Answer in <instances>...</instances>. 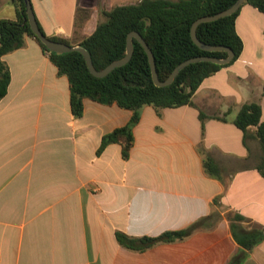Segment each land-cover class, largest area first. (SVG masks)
Listing matches in <instances>:
<instances>
[{"label": "crops", "instance_id": "0c3cea01", "mask_svg": "<svg viewBox=\"0 0 264 264\" xmlns=\"http://www.w3.org/2000/svg\"><path fill=\"white\" fill-rule=\"evenodd\" d=\"M31 2L47 36L73 42L100 21L88 0ZM78 9L92 11L80 26ZM16 19L14 0H0V21ZM236 31L240 57L206 78L192 105L143 107L127 159L118 142L99 150L133 111L87 98L77 118L69 79L33 38L5 55L11 82L0 101V264H264L263 150L254 128L245 142L234 123L251 102L261 104L264 122V13L245 4ZM208 157L216 176L205 167ZM195 225L183 239L144 251L116 238ZM234 232L246 243L263 238L247 249Z\"/></svg>", "mask_w": 264, "mask_h": 264}, {"label": "trees", "instance_id": "16d2710c", "mask_svg": "<svg viewBox=\"0 0 264 264\" xmlns=\"http://www.w3.org/2000/svg\"><path fill=\"white\" fill-rule=\"evenodd\" d=\"M236 1L140 0L137 3L115 5L109 10H102L101 15L104 19H100L96 30L90 36L73 42L58 36L48 37L69 45H82L90 52L95 68L103 70L113 61L126 55L127 37L129 33L137 31L153 51L159 78L165 81L180 63L189 58L212 56L224 59L228 56L224 51L208 52L197 46L191 37V28L197 19L226 10ZM14 3L17 19L0 21V101L7 95L11 82V72L3 57L23 48L27 37L33 38L49 54L51 61L58 68L59 75L69 79L71 109L75 117L83 116L84 101L87 98L106 105L117 104L134 112L127 126L118 128L103 138L99 150L100 154L108 144L121 143L125 159L129 157L134 145L133 128L140 120L143 107L150 105L163 109L192 105L193 96L202 82L221 69L232 65L240 57L244 47L236 31V19L241 8L230 16L202 23L197 30L199 39L206 44L233 49L235 59L229 64L221 65L205 61L194 63L184 68L171 85L158 87L153 81L145 49L137 39H133L134 54L131 61L114 69L106 77L99 78L91 74L80 52L64 54L50 52L30 28L24 0H14ZM245 4L264 13V0H246ZM90 14V9H78L77 26H80ZM41 30L45 34L42 28ZM205 117V114L201 112L200 119L203 124ZM261 118V104L251 102L241 107L234 123L244 132L245 142L249 130L254 128L255 136L263 150L262 164L259 169L264 174V122ZM205 167L209 174L217 175L218 166L213 159L208 157L205 160ZM237 218L243 219L241 216ZM197 225L182 231L165 232L157 237H131L118 231L116 238L119 244L128 250L144 251L159 242L183 239ZM234 235L247 249H252L263 238L259 233L258 238L246 243L244 237H240L236 232Z\"/></svg>", "mask_w": 264, "mask_h": 264}, {"label": "water", "instance_id": "95a60500", "mask_svg": "<svg viewBox=\"0 0 264 264\" xmlns=\"http://www.w3.org/2000/svg\"><path fill=\"white\" fill-rule=\"evenodd\" d=\"M245 2L246 0H237L230 8L223 10L212 16L201 17L197 19L192 25L191 37L197 46H199L201 49L208 51V52H217V51L227 52L228 56L226 58L220 59V58L212 57V56H198L194 58H189L185 60L184 62L180 63L173 70V72L171 73V75L168 77L167 80L161 81L159 78V73L157 70V65H156L155 56L153 54V51L151 50L149 44L146 42V40L143 38V36L139 32L133 31L129 33L127 37V51H126V55L123 58L113 61L103 70H97L94 66L93 59H92L90 52L85 47H83L82 45H69L65 42L54 41L50 39L46 34H44L38 24V20L35 16V12L33 10V5H32L31 0H24L25 6H26L25 11L27 14V21L29 22L31 30L36 35V37L40 39V41L46 46V48L50 52H54L57 54H64V53L78 51L84 56L91 74H93L96 77L103 78L109 75L114 69L124 66L131 61L133 54H134L133 39H137L141 43V45L143 46V48L145 49L148 55L149 63H150L151 71H152V76H153V81L155 85L158 87H166V86L171 85L176 79V77L179 75V73L184 68L194 63L203 62V61L212 62L216 64H221V65L231 63L235 59V52L233 51V49L227 46H214V45L206 44L205 42L199 39L197 30H198V27L202 23L215 21V20H218L223 17H227V16H230L236 13L242 8Z\"/></svg>", "mask_w": 264, "mask_h": 264}, {"label": "rangeland", "instance_id": "374dc122", "mask_svg": "<svg viewBox=\"0 0 264 264\" xmlns=\"http://www.w3.org/2000/svg\"><path fill=\"white\" fill-rule=\"evenodd\" d=\"M138 1L139 0H88L87 4L91 5V7H94L93 9L94 14H96L97 12L100 19H102L103 18L101 15L102 10H108L111 6L121 5V4H132V3H137Z\"/></svg>", "mask_w": 264, "mask_h": 264}]
</instances>
